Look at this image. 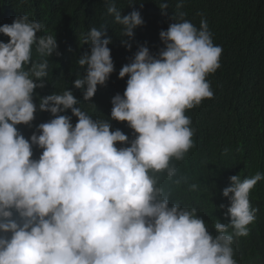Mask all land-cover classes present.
<instances>
[{"label": "clouds", "instance_id": "clouds-1", "mask_svg": "<svg viewBox=\"0 0 264 264\" xmlns=\"http://www.w3.org/2000/svg\"><path fill=\"white\" fill-rule=\"evenodd\" d=\"M43 1L0 0V38H9L0 41V264H237L234 239L249 235L258 211L249 194L264 173L229 177V223L217 220L214 235L196 208L172 199L173 186L188 184L176 162L195 146L185 111L213 98L206 77L221 66L207 20L197 28L178 0L158 54L139 46L119 71L126 88L112 97L110 118H93L69 88L38 97L47 58L73 51L84 69L73 86L90 101L115 70L113 33L130 49L142 15L134 0H86L94 14L53 20L37 8ZM232 1L254 25L259 0ZM37 111L52 118L25 138L17 126H31ZM112 120L127 122L134 138L112 130Z\"/></svg>", "mask_w": 264, "mask_h": 264}, {"label": "trees", "instance_id": "trees-1", "mask_svg": "<svg viewBox=\"0 0 264 264\" xmlns=\"http://www.w3.org/2000/svg\"><path fill=\"white\" fill-rule=\"evenodd\" d=\"M120 1L127 3V0ZM132 2L138 7L144 23L134 29L136 35L129 41L130 49L122 45V40L127 37L120 36L119 31L113 33L110 44L115 49L108 47L115 70L106 85L98 86L94 97L84 101L83 90L73 86V81L84 72L78 62H74L77 59L75 53H62L61 60L54 53L47 58L49 70L44 78L45 87L35 90L38 97L69 88L80 100L78 106L93 118H110L112 97L117 93L123 95L126 88L127 77L118 78L121 67L130 62L141 45L147 46L151 54H158L163 47L159 33L174 22L172 16L178 0ZM161 2L169 4L164 12L158 6ZM145 3H148L146 14ZM183 3L181 11L186 13L185 19L197 28L202 18L207 20L213 42L222 47V55L220 68L206 77L214 92L213 98L204 99L198 106L185 111L192 121L190 127L195 129V146L186 153L183 161L176 164L179 173L188 177V184L195 183L198 189L192 191L188 184L173 186L172 199L183 206L196 208L214 235L217 220L229 223L225 215L229 200L222 195L223 188L230 185L229 177L239 174L243 179L257 172L264 173V0H259L254 10V25L247 22L242 8L232 0L219 4L226 7L227 10L223 11L217 8V0H183ZM37 8L53 20L61 16L73 17L74 10L89 11L91 15L96 10L95 5L86 0H45L37 4ZM197 13H203V17ZM8 39L0 38V41L7 42ZM33 59H40L34 51ZM63 114L71 116V111ZM51 118L50 113L37 111L31 126L17 127L25 138H29L37 125ZM71 122L75 125L77 118L73 116ZM111 125L112 130L120 129L129 140L134 138L127 122L112 120ZM225 148L229 149L227 154L223 153ZM40 152L34 148V158L38 159ZM249 200L251 207L258 211L255 221L248 226L249 235L234 239V259L237 264H264V180L250 191ZM221 204L225 207L220 208Z\"/></svg>", "mask_w": 264, "mask_h": 264}]
</instances>
